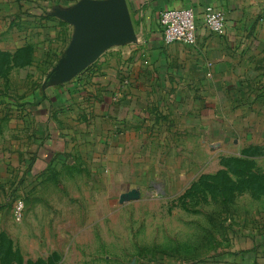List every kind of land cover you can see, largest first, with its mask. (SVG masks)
<instances>
[{
    "label": "rangeland",
    "instance_id": "1",
    "mask_svg": "<svg viewBox=\"0 0 264 264\" xmlns=\"http://www.w3.org/2000/svg\"><path fill=\"white\" fill-rule=\"evenodd\" d=\"M81 1L0 0V264H264V81L214 108L158 57L125 83L144 94L127 142L77 139L91 94L60 105L45 82L73 34L55 14Z\"/></svg>",
    "mask_w": 264,
    "mask_h": 264
},
{
    "label": "crops",
    "instance_id": "2",
    "mask_svg": "<svg viewBox=\"0 0 264 264\" xmlns=\"http://www.w3.org/2000/svg\"><path fill=\"white\" fill-rule=\"evenodd\" d=\"M127 4L137 41L115 47L116 51L107 56L104 53L99 66L94 67L101 57L71 81L58 85L62 94L60 105L73 107L91 94L92 105L86 107L89 121L82 122L78 113L72 117L78 124L73 128L77 139L97 137L127 142L129 123L144 110V94L141 84L127 90L125 83L132 78L136 82L144 81V76L150 78L149 72L157 67L158 57L163 58L158 66L164 68L166 75H172L174 67H180V75L193 84L198 95L213 99L214 108L218 106V99L238 92L248 95L253 91V83L264 81V0H127ZM208 6L224 13V35L206 30L203 17ZM166 9L194 11L198 26L194 46L164 43L159 14ZM115 61L122 65L116 66ZM112 68L115 73H111ZM56 127L50 131V143L64 149L72 136L67 129L62 132ZM86 130L89 134L83 135Z\"/></svg>",
    "mask_w": 264,
    "mask_h": 264
},
{
    "label": "water",
    "instance_id": "3",
    "mask_svg": "<svg viewBox=\"0 0 264 264\" xmlns=\"http://www.w3.org/2000/svg\"><path fill=\"white\" fill-rule=\"evenodd\" d=\"M57 18L73 27L70 44L46 83L64 84L92 66L114 47L137 41L127 0H82L68 10H58ZM140 193L130 191L120 202L137 200Z\"/></svg>",
    "mask_w": 264,
    "mask_h": 264
},
{
    "label": "built area",
    "instance_id": "4",
    "mask_svg": "<svg viewBox=\"0 0 264 264\" xmlns=\"http://www.w3.org/2000/svg\"><path fill=\"white\" fill-rule=\"evenodd\" d=\"M203 22L206 30L218 36L226 32L224 13L213 7L205 8ZM163 41L166 45L194 46L197 40V18L191 9H166L159 14Z\"/></svg>",
    "mask_w": 264,
    "mask_h": 264
}]
</instances>
